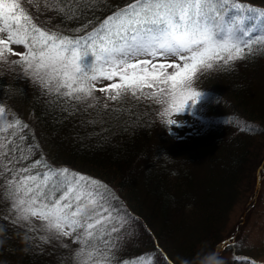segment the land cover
<instances>
[{
	"label": "trees",
	"instance_id": "obj_1",
	"mask_svg": "<svg viewBox=\"0 0 264 264\" xmlns=\"http://www.w3.org/2000/svg\"><path fill=\"white\" fill-rule=\"evenodd\" d=\"M21 2L35 23L69 38L81 37L93 27L74 31L87 20H66L45 8L43 0L39 8L28 0ZM129 2L107 0L96 15L103 20ZM237 2L264 11V0ZM11 47L26 51L23 45ZM14 59L19 57L9 56V60ZM193 88L201 95L195 104L190 101V114L205 128L184 142L160 117L162 106L147 100L128 99L119 105L109 102L111 107L128 111L119 119L116 112L106 115L105 122L95 126L82 125V120L92 117L79 112L62 119L66 113L54 109L51 97L43 95L41 88L14 66L0 63V103L9 112V119L20 118L28 125L23 133L26 144L36 145L31 153H25L29 159L24 164L43 156L53 168H67L100 181L114 194L117 210L129 218L130 225L125 226L128 232L117 240L122 243L117 247L115 264L126 259L139 264L141 256L145 260L151 256L152 264H182L199 251L216 252L220 247L234 248L229 249L235 256L230 264H261L243 241L228 246L235 236L228 225L239 201L254 195L260 181L264 161V51L229 69L198 76ZM95 95L105 94L96 91ZM102 128L107 139L89 135L100 134ZM1 203L10 206L2 188L0 240L4 247L0 248V262L63 264L55 254L57 248L50 246L54 238L40 230L41 222L33 221L36 230L29 232L23 222L13 224L11 219H4L9 213Z\"/></svg>",
	"mask_w": 264,
	"mask_h": 264
},
{
	"label": "snow or ice",
	"instance_id": "obj_2",
	"mask_svg": "<svg viewBox=\"0 0 264 264\" xmlns=\"http://www.w3.org/2000/svg\"><path fill=\"white\" fill-rule=\"evenodd\" d=\"M28 3L40 6V0ZM100 4L107 0H43L45 8L66 20H87L74 31L93 25L85 35L69 38L35 23L21 0H0V63L14 66L51 97L54 109L66 113L62 119L77 112L92 117L82 125L103 124L113 112L119 119L128 110L109 102L119 105L128 99L161 105L160 117L173 125L172 116L201 95L193 88L195 78L264 51V11L237 0H130L103 20L96 15ZM11 45L26 51L14 52ZM87 54L94 62L84 71L80 60ZM169 57L176 59L168 62ZM116 78L98 89L103 97L95 95L94 82ZM27 128L20 118L9 119L0 103V188L10 203L4 219L23 222L29 232L38 220L40 230L57 239L75 233L74 240L82 244L76 254L80 264H115L113 249L130 220L117 210L114 194L92 177L53 168L43 156L25 165V153L36 147L26 144ZM104 131L89 135L107 139ZM152 260L141 256L139 264Z\"/></svg>",
	"mask_w": 264,
	"mask_h": 264
},
{
	"label": "rangeland",
	"instance_id": "obj_3",
	"mask_svg": "<svg viewBox=\"0 0 264 264\" xmlns=\"http://www.w3.org/2000/svg\"><path fill=\"white\" fill-rule=\"evenodd\" d=\"M14 51L17 53H23L18 47H14ZM149 59H151V57H149ZM174 59L176 58L169 57L168 62H171ZM93 62L94 57L91 54L84 55L80 60L81 68L84 71H89ZM169 71L172 70L169 69ZM114 82H118V78L112 81L100 79L94 82V87L98 91L99 88L109 87ZM25 109L26 107L23 111H25ZM172 118L176 119V123L171 125L172 132L177 139L184 142L191 140L196 135L201 133L205 128L204 124L200 120L195 119L190 114V102L182 113H180L178 116H172ZM259 172L260 181L257 184V188H254L256 191L254 194L255 196L252 194H250V196L248 195L247 197L243 196L233 212L230 225H228V227L233 229V236H235L232 240L228 241V246H234L235 242L241 240L243 241L244 246L248 247L253 253L254 257L258 259L256 261L264 264V161ZM4 205L8 209L10 208L9 205ZM125 231L128 232V229L124 228L122 230V233L120 234L121 240L124 234L123 232ZM74 236L75 233H73L72 236L60 237L59 239L51 236L54 238V240L53 245L51 244L50 246H52V248H57L55 254H57L58 259H60L63 264H80V260L77 258L76 254L81 249L80 247L82 246V244L75 241ZM121 240L116 241V243H119L116 245V248L113 249L115 257L118 256L117 254H119L117 247L121 245ZM70 244H72L73 246H71ZM70 246L74 249H71ZM3 247L4 243H2V241L0 240V248L3 249ZM229 249L230 248L228 247H220L216 251L218 254L225 258L227 264H230V261L235 259V256L229 251ZM226 250L227 252H225ZM230 250L233 251L234 248H231ZM70 251L72 252L70 253ZM0 264L5 263L0 262Z\"/></svg>",
	"mask_w": 264,
	"mask_h": 264
},
{
	"label": "clouds",
	"instance_id": "obj_4",
	"mask_svg": "<svg viewBox=\"0 0 264 264\" xmlns=\"http://www.w3.org/2000/svg\"><path fill=\"white\" fill-rule=\"evenodd\" d=\"M189 209L192 205L187 206ZM182 264H227L224 257L215 251H199L192 260H184Z\"/></svg>",
	"mask_w": 264,
	"mask_h": 264
}]
</instances>
